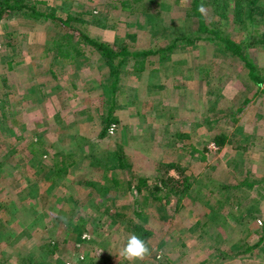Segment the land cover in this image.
<instances>
[{
    "label": "rangeland",
    "instance_id": "374dc122",
    "mask_svg": "<svg viewBox=\"0 0 264 264\" xmlns=\"http://www.w3.org/2000/svg\"><path fill=\"white\" fill-rule=\"evenodd\" d=\"M122 1L62 0L55 12L62 15L68 9L84 18L83 28L91 36L90 21L95 18L101 25H118L119 40L109 42L115 49H158L175 37H205L207 29L199 28L196 12L207 28L220 27L235 40L245 42L248 30L258 34L255 38L264 33V14L248 19L245 3L237 7L240 0ZM39 5L53 6L44 0ZM28 17L11 13L0 23V264H35L41 259L39 249L48 264H91L99 259L105 264H180V248L189 245L185 241L179 245L180 241L199 242L195 235L200 225L186 227L183 219L188 205L179 214H174L173 207L178 206L174 202L163 211L161 202L147 194L145 184L136 186L141 185L139 169L104 173L99 164L117 150L128 162L134 159L133 150H151L159 166L153 181L164 174L166 163L161 161L168 155L158 151L157 141L149 143L143 136L156 132L159 138L182 128L186 133L196 129L193 135L204 152V166L199 171L193 165L197 168L188 175L183 169L187 165L178 163L179 173L172 170L169 175L176 182L165 183L182 184L179 188L188 183L181 194L203 187L199 201L204 202V216L198 214L197 204L192 208L204 221V252L194 250L197 255L191 256L204 254V264H264V43L247 50L263 76L257 89L241 59L215 39L179 41L172 50L146 55L139 70L129 57L122 64L120 57L109 63L83 41L78 42L82 51L74 58L62 57L58 52L71 48L78 40L76 33L70 30L69 44L59 45L55 37L65 30L50 20L33 22ZM134 27L138 36L131 31ZM42 31L55 36L44 49L39 40ZM144 69L148 74L136 78L129 72ZM112 70L119 77L114 92ZM159 81L170 86L189 82L194 90H178L175 84L177 90L160 102L162 112L157 115L153 107L158 97L147 85ZM113 95L116 105L132 101L129 107L116 106L112 111L119 120L120 112L133 115L137 110L132 123L111 119L108 124L105 114ZM103 125L106 132L100 135ZM169 142L164 149L173 153L188 149V141L185 146L182 141ZM126 145L135 147L126 150L129 155ZM141 157L133 162L134 168L141 167ZM54 158V163L71 162L68 172L56 176ZM110 176L117 187L100 199L87 182L111 185ZM203 182L204 186L197 185ZM131 218L152 232L144 239L150 255L134 262L119 256L132 234L127 223ZM193 259L182 264H200Z\"/></svg>",
    "mask_w": 264,
    "mask_h": 264
},
{
    "label": "trees",
    "instance_id": "16d2710c",
    "mask_svg": "<svg viewBox=\"0 0 264 264\" xmlns=\"http://www.w3.org/2000/svg\"><path fill=\"white\" fill-rule=\"evenodd\" d=\"M241 3H245L246 17L250 20L255 19V17H257V14L258 15L264 14V5L262 4L263 0H240L239 2H237V7L241 6ZM39 4H42L41 0H0V19H2V16L7 15V14H11V13L20 14L21 13V14H26L29 17L34 18V19L50 20L51 22L56 24L60 28V30H65L63 34H58V36L60 37L56 38L54 36L55 41L57 40L58 41L57 44L59 45L69 44V38H71V35H72V33H70V30H72L78 36V40L71 44V48L60 50L58 52L59 55L62 57L74 58L76 52L82 51L80 49L81 47L78 45V42L83 41L85 45L91 46L93 50L99 52L100 55L107 58V61L109 63L110 61H113L115 57L116 58L120 57L118 58L119 59L118 63L120 62L119 64H122L123 58L129 57L130 61L138 64L136 68L140 70L143 67L141 64H143L145 60L144 57L146 55H149L150 53H154L155 51L158 52V50H168V49L172 50L173 48L177 46L179 41L191 42V41H194L195 39L198 40L201 38L215 39L216 43L223 50H226L227 52H229V54L233 56H238V58L241 59V61L247 68V72L251 80L257 85V89H259L258 87L261 86V83L263 82V76L260 74L258 66H256L255 62L248 56L247 50L250 45L263 44L264 43V33L260 34L258 38H255V35H258V34H255L251 30H248L247 40H245V42L240 41V40H235L232 36L222 31L220 27L216 28L212 26V28H207L206 25H204V21L201 19V15H199V13L196 12V14H198L197 19L199 21V28L202 30L207 29L205 37L197 36V38L194 39L191 34L186 35V36H181V37H175L170 42H168L166 46L160 47L158 49L157 48L151 49L150 47L143 48V49H132L127 46L119 48V49H115L109 42L103 41L101 39H98L88 34L87 31L83 28L85 27V25H82V24L87 23L86 20H83L84 18H80L79 16H76V14L69 11L68 9L64 10L66 14H62V15L57 14L55 12V10L56 11L58 10L57 7L49 6L48 8H44V7H41L42 5H39ZM91 22L97 23L99 22V18H95L92 21H90V23ZM254 24H257V23H254ZM61 39H65V43H61L60 42ZM109 78L111 80L110 83L112 86V92H114L117 89L116 86L119 80L117 72L115 70L110 71ZM261 89L262 91H264L263 86ZM248 100L249 98H246V101ZM115 107H116V98H114V95H113V97L109 101L107 111L105 114V118L107 119L108 124L111 121V119L113 120L115 119V117L112 114V111ZM106 128L107 126L104 127L103 125L100 135H103V133L106 132ZM224 137L225 136L221 137L222 139H219V141L221 140V143L224 141ZM31 152H32V148L30 149V153ZM123 158H124V155L121 153L120 150H117L113 152L111 155H107L105 162L99 165L103 166L102 169L104 173H106L107 170H112L115 168L117 169L125 165V163L123 164V161L125 160V159L123 160ZM56 160L57 159L54 158L53 163ZM115 160H116V163H115ZM70 164L72 163L67 162V161H59L53 164L52 169L54 170L55 175L58 176L60 174L68 172V167ZM165 173H166V170L164 174L158 175V179L155 181V183L150 184V187L147 188L149 190L148 195H150L151 198H153L154 200H159L161 202L162 204L161 207L163 208V211H166V206L168 205L167 204L168 201H163L164 198L167 195H171V193L175 194L178 191L181 192L182 190H185L187 187L186 185L188 184V183L184 184L182 188H179L181 187L182 184H178V185L176 184L177 186H173V184H170V185L166 184L165 182H171V181L176 182V180L172 176H169L168 174H165ZM116 181L117 180L114 178V176H110V182H112L111 185H107L102 182H87V183L91 191L95 190V192L100 193L99 198L103 199L102 194L106 195L111 188L117 187L118 182ZM130 182L129 183L126 182L125 185L126 184L130 185ZM138 182H142V184L140 185L141 187L142 185L146 184V180L144 178L139 179ZM158 182L163 183V186L162 184H159ZM95 200L91 199L89 202L95 203ZM177 203L178 202H175V205H177ZM109 217H111L110 222L113 223L114 218L116 217L114 216V214L110 215ZM127 223H128V227L131 233L137 234L141 239H145L152 233L144 226V224H142V222H137L135 221L134 218L128 219ZM261 236L262 235L259 236L258 240L255 243H259ZM48 261L49 260H42L40 264H48L49 263ZM100 261H101V264L107 263L105 260L99 259L91 264H100Z\"/></svg>",
    "mask_w": 264,
    "mask_h": 264
},
{
    "label": "crops",
    "instance_id": "0c3cea01",
    "mask_svg": "<svg viewBox=\"0 0 264 264\" xmlns=\"http://www.w3.org/2000/svg\"><path fill=\"white\" fill-rule=\"evenodd\" d=\"M44 1H46L47 4L53 5L55 7H58V6L60 7L62 5V3H61L62 0H44ZM70 1L72 2V0H70ZM123 2L124 1L121 0V4ZM118 6L119 5H117L116 7H118ZM97 9H100V7H97ZM28 19L33 21V22H36V21L39 22L40 21V19H34V18H31V17H28ZM2 21H5V19L4 20H3V18L0 19V23ZM45 21L48 22L49 20H45ZM45 21L42 20V23L45 22ZM100 21L101 20H99V22H97V23H92V25H90V28H89L90 30L89 31L90 32L91 31L94 32L93 36H95V37H97L98 39H101V40L103 39V40H105L107 42H117L119 40L120 35H119V31L116 29V27H119V26L116 25V24H115V26H114V24L113 25H108L107 23H106V25H105V23H103L101 25ZM131 31L136 32L137 36H138L139 32H138V29L136 27H134V29L131 30ZM38 32H40V31H37V33ZM41 36L42 37H40L39 40L42 41V49H44L43 48L44 46L46 48H48L51 45V42L54 39V36L50 35L48 33V31L47 32L46 31H42V35ZM10 52L13 53V51H10ZM13 55H14V53L12 54V56ZM129 72H131V73H133L135 75L132 78H136V75H138L139 73H140V75H142L143 73H144L143 75H147L148 74V72H145V69L142 70V71H139V72L129 70ZM150 74H151V72H149V75ZM136 83L137 82H133L134 85H136ZM164 83L165 82H163V81H159V82L154 83L152 85H147L148 91L151 92L154 96L157 95V97H158V98H156V100H154V103H156V104L153 107L154 109L158 110L156 112L157 115L161 114V112H162L161 107H163V106H161L160 102H162V100H164L165 97L169 96V98H171V93L173 91L177 90L178 85H179V89L178 90H181L182 88H186V91H189L188 89H191V87H192V86H187L188 84H190L189 82H186L184 84L175 82V84H178L176 86H175V84L170 86V85H166ZM202 88H203V86H202ZM130 89H132V87ZM193 90H194V88H193ZM96 91L99 93V89L96 90ZM149 95H151V94H149ZM101 96L103 97L102 94H101ZM114 97H116V96H114ZM190 97H191V94H190ZM110 99L111 98H109V101H110ZM128 102L132 103V101H129V100H128ZM127 103L118 102V105H116V106L129 107V106H127ZM172 103H173V101H172ZM108 104H109V102L107 103V107H108ZM103 110H105V109H103ZM136 112H137V110H136ZM136 112L133 115L132 114H127L126 111L120 112V114H119L120 122L123 121V122H129L130 123L136 117ZM87 113H89V112H87ZM150 119H152V117ZM114 120L119 121L117 119V116H116V118ZM130 126H131V124H130ZM187 131H188V133H186L184 128H182V130L178 129L175 132L167 133V134H165V135H163V136H161L159 138H158V134L156 132H154L152 135L143 136V137L146 138V141H148L149 143H150L151 140L157 141L156 144H158L159 148H160V149H158V151H160L162 155H166V156L168 155V158H164L161 161L164 164L166 163L165 165H166V172L167 173H165V174L172 175V170H176L177 171V168L179 167L178 163H181L183 165H185V164L187 165L183 169H184V171H188V175L190 174V170H193L194 168H197V167H192L193 165L198 166L197 170H199V171H201V167L204 166V152H202L201 150L198 149L199 144L196 143V136L193 135V133L196 131V129L195 130H189L188 129ZM170 140H171V142H169V143H172V142L178 143L177 141H179V142L182 141L181 142L182 145H184V143H185L184 141H188L189 145L186 146L188 149L187 150H180V153L179 152H174L173 153L171 151H168V150L164 149V148H166V142L170 141ZM128 142H130L129 139H128ZM129 149L130 150L131 149H135V147H129L128 145H126L125 151L129 150ZM193 150L195 152H192ZM150 151L151 150H147V151H144V150L141 151L140 149L139 150H133V155L132 156H134V159H130L129 162L127 161V159H125L123 161V164L125 163V165H123L120 168H117L118 170L131 171L132 173L136 169H139V175H138V178H137V182H138L139 179L144 178L146 180V182H147L144 185V187L147 186L146 189L148 187H150V184H151L150 182H155L158 179V176H157L152 181L153 177L156 174L154 172V169L158 168L159 166H158V163H156L157 160L152 157V152H150ZM126 153L129 155V152L126 151ZM139 156H142L141 159H140L142 161V165H141L140 168H137V167L134 168L133 166L135 165V163H133V162H135V160H137L136 158H138ZM192 161H196V164H192ZM164 172H165V170H164ZM182 180H185V178H183ZM141 184H142V182H141ZM197 185L198 186H200V185L204 186V182L202 184L199 183ZM197 185H196V187H197ZM136 186H140V184L139 185L136 184ZM203 194H204L203 187L202 188L197 187V190L194 191V192H192L191 189H189L188 192L186 191V193H184V194H181L178 191L177 193H175V194L171 193V195H167L164 198V201H168L167 204H172L173 202L174 203L178 202L177 203L178 206L177 207H173L174 214H179L181 211H183V207L186 206V204L188 205V209H186L187 212H185L186 216H184V218H183L185 220V222H186V227H192V226H195V225H198V224L200 225V230L195 235V238H199V242L198 243L194 242V244H193L192 241H186V239L180 241L179 245L183 244L184 241L189 244V245L184 244L180 248V249L183 250L182 255L179 257L180 264L187 263L190 260H194L193 258H195V260L198 261L200 264H204V254L202 255V257L200 255L199 258L195 257V256L194 257L191 256L192 254L193 255H197V253H195L194 250L202 249L201 252H204V243H203L204 242V233L202 232L204 221L199 220L200 219L199 218L200 214H202V216H204V202L201 200V203H200V201H199ZM87 196H89V195H87ZM197 197H199L198 200H197ZM150 198H151V196H150ZM76 203H77V201H76ZM196 204L198 205V209H200V211L198 212V214H199L198 216L194 214L195 213V209L192 208V207H195V206L197 208ZM116 215L120 217V216H122V213H118ZM116 215H115V217H116ZM126 241H125V243H126ZM31 246H33V245H31ZM36 252L39 254V256H41V259L39 260V261H41L42 260V249H39ZM34 255H35V253H34ZM29 259H30V256H29ZM39 261L35 260L34 263L35 264H39L40 263Z\"/></svg>",
    "mask_w": 264,
    "mask_h": 264
},
{
    "label": "clouds",
    "instance_id": "9594fccd",
    "mask_svg": "<svg viewBox=\"0 0 264 264\" xmlns=\"http://www.w3.org/2000/svg\"><path fill=\"white\" fill-rule=\"evenodd\" d=\"M200 10L203 11V6H200ZM150 255V250L146 246L143 239L137 234H131L124 247L120 250L119 256L129 262L143 260L146 256Z\"/></svg>",
    "mask_w": 264,
    "mask_h": 264
},
{
    "label": "built area",
    "instance_id": "2783aa9c",
    "mask_svg": "<svg viewBox=\"0 0 264 264\" xmlns=\"http://www.w3.org/2000/svg\"><path fill=\"white\" fill-rule=\"evenodd\" d=\"M86 235H84V237H85ZM158 256H159V254H157ZM80 257L82 258L83 256L82 255H80Z\"/></svg>",
    "mask_w": 264,
    "mask_h": 264
}]
</instances>
